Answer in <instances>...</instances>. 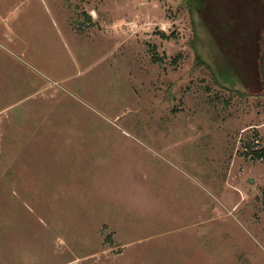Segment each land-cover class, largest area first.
<instances>
[{
	"label": "rangeland",
	"instance_id": "rangeland-1",
	"mask_svg": "<svg viewBox=\"0 0 264 264\" xmlns=\"http://www.w3.org/2000/svg\"><path fill=\"white\" fill-rule=\"evenodd\" d=\"M0 264H264V0H0Z\"/></svg>",
	"mask_w": 264,
	"mask_h": 264
},
{
	"label": "trees",
	"instance_id": "trees-1",
	"mask_svg": "<svg viewBox=\"0 0 264 264\" xmlns=\"http://www.w3.org/2000/svg\"><path fill=\"white\" fill-rule=\"evenodd\" d=\"M192 0H186V4L189 5ZM257 158H261V155L258 153L255 154Z\"/></svg>",
	"mask_w": 264,
	"mask_h": 264
}]
</instances>
